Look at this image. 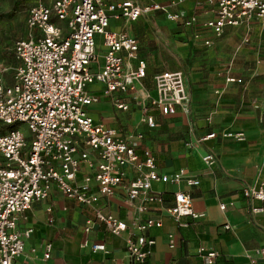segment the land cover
Wrapping results in <instances>:
<instances>
[{"label": "crops", "instance_id": "obj_1", "mask_svg": "<svg viewBox=\"0 0 264 264\" xmlns=\"http://www.w3.org/2000/svg\"><path fill=\"white\" fill-rule=\"evenodd\" d=\"M131 1L166 6L164 11L153 10L134 20L112 17L107 20V29L124 31L135 38L136 56L143 60L145 74L134 83L133 90L114 91L110 95L101 93L102 84L98 82L87 84V92L98 96L96 102L86 107L87 115L93 122L112 128L121 136L141 133L136 151L147 149L159 174L169 176L183 169L198 183L187 186L183 180L177 183L153 181L149 194L154 199L147 201L142 211L135 209L138 199L131 204L125 200L126 182L136 175L129 164L121 167V184L113 195L100 196L94 206L82 205L51 188L46 198L32 201L29 208L17 216L16 227L19 230L31 228V232L24 238L22 251L13 264H195L201 256V248L216 251L213 264H264V211L250 214L249 202L241 193L244 186L257 185L264 180L262 20L250 19L254 22L249 25V35L239 24L226 25L219 36H214L201 25L213 16L205 0ZM174 12L181 14L182 19L193 15L196 22L184 25L181 20L170 19L169 13ZM24 35L25 26L23 36L18 38ZM241 36H246L247 41L242 42L244 45L234 56ZM93 39L95 59L89 68L95 71L102 65L104 47L100 35L94 34ZM204 40H208V44H203ZM127 61L123 54V62ZM130 65L134 66L135 61H130ZM174 70L182 73L186 109L176 107L173 113L162 114L149 103L156 96L152 77L161 71ZM2 71L3 84H11L14 73L11 79H6ZM227 77L239 79L241 83L227 81ZM113 100L126 108H116ZM145 114L153 117V127L143 122ZM239 130L243 132L240 141L221 135L224 131ZM208 132H214L215 136L199 140ZM208 153L213 156L211 163L201 159ZM2 162L0 155V164ZM176 191L189 194L192 209L199 216L172 218L166 213ZM220 204L224 205L223 209L219 208ZM262 204L264 206V201ZM95 209L122 219L127 225L125 232L111 234L93 219ZM145 218L159 219L160 226H150L143 232L146 238L153 240L150 254L141 263H131L124 249L125 238L130 232L139 233L131 222ZM87 220L91 223L85 231ZM225 223L229 224L228 229L223 228ZM46 243L51 245L49 257L42 261ZM93 244H99L100 248L92 251Z\"/></svg>", "mask_w": 264, "mask_h": 264}, {"label": "built area", "instance_id": "obj_2", "mask_svg": "<svg viewBox=\"0 0 264 264\" xmlns=\"http://www.w3.org/2000/svg\"><path fill=\"white\" fill-rule=\"evenodd\" d=\"M212 8L213 16L201 23L214 36H219L224 26H236L252 17L259 18L264 26V0H205ZM174 2H170L173 4ZM165 5L149 3L140 5L131 0L105 3L103 0H52L44 4L32 3L24 20L25 35L12 44L14 57L18 60L13 82L5 85L0 69V122L10 127L0 133V264H13L23 248V240L31 228L19 230L17 216L22 214L34 200L47 197L51 188L62 196L85 206H94L100 196L113 195L121 184L124 164L135 169L136 175L125 185V200L142 211L147 201L151 182L177 183L183 180L194 186L197 179L178 169L171 175L159 174L153 157L147 149H137L142 137L135 132L121 136L112 128L93 122L86 107L98 100L90 94L86 85L102 84L103 95L114 91L133 90L134 83L145 74L143 60L137 58V42L124 31L107 29L108 17L134 20L140 14L162 10ZM169 18L193 25V15L181 18L177 12ZM94 34L101 37L104 47L102 65L92 71L90 63L95 59ZM196 36V35H194ZM243 36L241 42H246ZM203 44H208L204 40ZM123 54L128 59L123 62ZM135 65L131 66L130 61ZM156 96L149 100L162 114H171L176 107L186 109L187 94L182 73L179 70L161 71L153 75ZM227 81H239L227 77ZM116 108L126 105L113 100ZM148 127L154 126L153 117L142 116ZM24 124L26 132L18 129ZM221 135L235 140L243 139L242 131H224ZM208 132L199 140L213 138ZM205 163L213 162L212 154L201 157ZM242 196L249 202L250 214L264 211V180L257 185H246ZM258 202L253 204L252 202ZM220 204L219 208L223 209ZM172 218L199 216L192 209L191 199L185 191L173 193L172 203L165 209ZM93 219L111 234L125 232L126 223L109 213L95 209ZM91 221H86L88 230ZM139 231L130 232L125 238V253L131 263H141L150 254L151 238L143 232L150 226H160L159 219L145 218L131 222ZM228 223L223 224L228 229ZM50 243L42 252V261L49 257ZM100 248L91 245L92 251ZM201 256L195 264H213L216 251L199 249ZM262 252V250H258Z\"/></svg>", "mask_w": 264, "mask_h": 264}, {"label": "rangeland", "instance_id": "obj_3", "mask_svg": "<svg viewBox=\"0 0 264 264\" xmlns=\"http://www.w3.org/2000/svg\"><path fill=\"white\" fill-rule=\"evenodd\" d=\"M33 1H37V0H0V69L5 68V71L2 70L1 71L4 72L6 79L12 78L15 67L17 65L16 59L12 57L13 56L12 43L16 38L23 36L26 10ZM39 1L45 3L49 2V0H39ZM253 22L249 20L247 22L242 21L240 23L241 26H244L246 28L244 32L247 33L248 35L251 32L249 30V25L250 23ZM260 26L264 30L261 23ZM241 38L239 39L237 45L235 46L234 56L237 55L238 53L237 50L239 49V47L244 45L241 42ZM6 127L7 126L3 125L0 122V130L1 129L4 130L6 129ZM17 127L19 131L24 133L26 132L24 124H19Z\"/></svg>", "mask_w": 264, "mask_h": 264}, {"label": "trees", "instance_id": "obj_4", "mask_svg": "<svg viewBox=\"0 0 264 264\" xmlns=\"http://www.w3.org/2000/svg\"><path fill=\"white\" fill-rule=\"evenodd\" d=\"M3 125H4V124H3ZM5 126H7L6 129H8V128L10 127L9 125H5ZM6 129H4V130L1 129V130H0V133L4 132Z\"/></svg>", "mask_w": 264, "mask_h": 264}]
</instances>
